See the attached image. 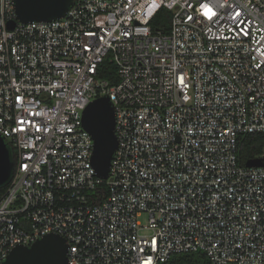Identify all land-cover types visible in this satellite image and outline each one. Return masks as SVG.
I'll return each mask as SVG.
<instances>
[{"label": "built area", "instance_id": "2783aa9c", "mask_svg": "<svg viewBox=\"0 0 264 264\" xmlns=\"http://www.w3.org/2000/svg\"><path fill=\"white\" fill-rule=\"evenodd\" d=\"M163 9L170 24L154 28ZM11 20L15 1L0 0V134L15 163L0 264L53 232L69 264L198 251L264 264V146L262 165L238 156L241 134L264 135V0H74L50 21ZM105 95L118 145L103 178L83 112Z\"/></svg>", "mask_w": 264, "mask_h": 264}, {"label": "water", "instance_id": "95a60500", "mask_svg": "<svg viewBox=\"0 0 264 264\" xmlns=\"http://www.w3.org/2000/svg\"><path fill=\"white\" fill-rule=\"evenodd\" d=\"M17 20L9 21L14 27L17 21H50L63 16L74 0H14ZM85 128L92 134L94 149L92 164L99 176L106 178L117 149L115 110L109 96L94 99L83 112ZM247 166L262 165L260 158L250 159ZM15 163L5 138L0 134V187L10 180ZM3 264H69L68 244L58 233H49L31 245L15 246Z\"/></svg>", "mask_w": 264, "mask_h": 264}, {"label": "trees", "instance_id": "16d2710c", "mask_svg": "<svg viewBox=\"0 0 264 264\" xmlns=\"http://www.w3.org/2000/svg\"><path fill=\"white\" fill-rule=\"evenodd\" d=\"M171 20V12L167 9H163L156 16L152 22L154 28H161V26H166L168 28ZM99 75L105 79H108L111 84H115L119 81L118 70L116 65L106 59L100 68ZM239 140V162L243 165L247 163L248 160L259 158L263 151L264 146V135L260 133H250L241 134L238 138ZM7 185L0 187V196L6 190ZM159 264H211L206 253L198 252H187L176 254L165 262ZM234 264V263H230Z\"/></svg>", "mask_w": 264, "mask_h": 264}, {"label": "snow or ice", "instance_id": "6c2138e0", "mask_svg": "<svg viewBox=\"0 0 264 264\" xmlns=\"http://www.w3.org/2000/svg\"><path fill=\"white\" fill-rule=\"evenodd\" d=\"M202 8L204 9V12H203L204 16L208 17L209 19H211L212 16L215 15V12L213 11V9L211 7H209L208 5H206V4L205 5H202ZM236 15L238 17L240 15V13L238 12ZM181 82H183L182 81V78H181ZM144 264H151V259L149 258L148 260H146L144 262Z\"/></svg>", "mask_w": 264, "mask_h": 264}, {"label": "rangeland", "instance_id": "374dc122", "mask_svg": "<svg viewBox=\"0 0 264 264\" xmlns=\"http://www.w3.org/2000/svg\"><path fill=\"white\" fill-rule=\"evenodd\" d=\"M141 219H142L143 222H146V221H147V216H146V215H143V216L141 217Z\"/></svg>", "mask_w": 264, "mask_h": 264}]
</instances>
